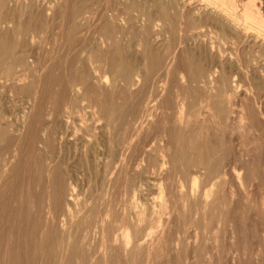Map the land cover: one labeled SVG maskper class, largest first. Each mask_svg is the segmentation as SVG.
Masks as SVG:
<instances>
[{"label":"rangeland","instance_id":"374dc122","mask_svg":"<svg viewBox=\"0 0 264 264\" xmlns=\"http://www.w3.org/2000/svg\"><path fill=\"white\" fill-rule=\"evenodd\" d=\"M103 1L105 0H19V1L8 0L7 2L8 6H10L7 16L11 17L12 22L0 28V33H2L0 35H4L3 32L9 31L16 24V22L23 21L22 25L25 26L27 25V32L25 33V36L23 38L22 37L20 38L21 46L20 45L16 46L15 54L17 53L19 54L20 52H23L24 55L26 56L28 60V64L30 65L29 72L33 76L32 82L34 80V84L31 83V85H29L28 88H21L20 91L19 83H21L22 81L19 82L16 81L17 82L16 83L15 81L13 82L12 79L11 78L9 79L8 77L4 79L0 78V128L4 129L3 131L4 133L2 132V134L0 135L1 136L0 137V176L3 174L0 177L2 179V180L0 179V235H1L0 264H15L16 262L18 264H24V263L36 264L34 263L35 261L33 258L36 255L29 254L30 253L29 246L31 243L35 244L38 248L41 247V251L39 252V255H37L39 256L37 258V264H55L54 257L52 256L48 257L46 255V253L49 252V249H51L50 247H53V243H54V241L52 242V237L51 236L49 237L47 227H44L43 222L37 228H34L31 225V219L33 213L36 211L37 208H39V206H41L40 208L42 209L46 208V206H48V200L44 201L45 203L40 204L33 202V200L29 202V200L26 199L27 192L36 193L41 188V185L38 184V182L36 183L38 177L40 178L42 176L41 177L42 180H47L50 177L51 172L49 173V171L50 168L52 167L51 165L53 164V161L60 162L63 172H68V175L66 177L67 180L66 185L68 183V187L70 186L69 188H71V190L74 189L73 190L74 195L76 194L75 197L78 200L77 203L79 204V206L82 205L87 208L89 206H97V212H99V214L101 213L103 216L102 212L104 211L105 207L107 205L109 206L112 205L110 213L112 214L113 217L114 216L117 217L120 214V209L122 207L123 208L126 207V209H128V205L130 206V203H128L129 200L128 196L123 191L122 185H120V180L122 178V175H120L121 177L117 178L118 180L117 185L113 184V182L107 183L108 176L104 175V170L106 168L109 159L106 144L110 138L108 136L110 128L104 122L105 120L99 117L95 108L88 106L87 99L84 98L83 100H81L80 102L81 105L76 112L75 111L72 112L67 117L65 116L59 117V119H57V121L53 124L50 123V120L48 122V119H50L51 109L54 108L55 106L54 103L57 101V97H56L57 95L55 92L56 84L50 82L46 72L48 70L47 67L49 63H53V70L51 77L55 75L56 76L65 75L68 74L70 70L72 71V69L75 68V65L77 63L76 59L78 57L82 61L85 60L86 63H91L92 61H94L95 59L94 57H98L101 60V58H103L107 54L109 55L114 51H118L122 61L131 63L134 68L140 65L141 63L144 64L149 62L150 60L148 58L150 57V59L152 60L154 55H157V53L158 56L160 55L159 56L160 58L162 57L161 58L162 61L165 55L167 54V51L172 49L170 47H172L171 45H173L174 41H176L175 38L177 39L178 36L177 30L179 27L178 24L182 25V22L184 21L187 22L185 19H189V18L180 17V14L182 12L181 11L182 0H176V1L175 0H133V1L117 0V3L119 5V8L117 10H119V12L116 14L115 18L114 16L110 15L111 12L108 13L109 15L99 13L100 9L104 5L110 3ZM187 1H190V5L193 7L196 6L197 4L199 6L202 3L201 0H186L184 2ZM131 2L135 4V7L142 6L145 9L146 14H149L150 16L152 15L151 19L149 20V22H151L150 25L151 26L153 25L152 27L148 25L147 23L148 19L144 15L138 13V11L124 10L125 6ZM174 2L175 4H173ZM245 2L246 0L245 1L235 0V3L238 4L237 8H240L239 6ZM159 4L168 7V16L166 19V21H168L167 23H164L162 20H157L158 19L157 17L155 19L156 9ZM101 5L102 7H99ZM77 6H79L82 10L87 11L86 15H89V13H91V15L88 18L87 22L76 23V26L73 28L71 24H74V22H72V20L70 19V12L74 7ZM13 8L16 9L18 8V9L17 11H13L12 10ZM47 8H51L50 11H48ZM97 8H99V10ZM52 9L54 13H52L53 12ZM169 9H171V11ZM95 10L96 13L98 14L95 13ZM93 11L95 14H93ZM151 12L154 14H152ZM170 13L172 16L170 15ZM143 19L147 22H145ZM171 20H173L172 26L174 29L171 26ZM176 20L178 23L174 24ZM105 22H109L108 24H110L108 25L109 27L107 26V33L110 35L111 39L107 43H99L98 33L100 32V30L102 31V26L105 24ZM157 24L158 27L155 26ZM165 25L168 26L165 29H163ZM174 26L175 27L178 26V27L175 28ZM149 27L152 30H150ZM209 29L210 31H213L212 28ZM164 30H167V32H169L168 35L167 32ZM152 31H153V36H152ZM170 31L172 32V34ZM115 33L117 36H114ZM147 33L149 37L148 35H146ZM154 34L157 35L155 36ZM164 35H166V37ZM146 36L148 37V39L145 38ZM171 36L175 38H172ZM142 39L143 41L144 39H147L148 42H146L147 40H145L144 41L146 42L145 44L143 41H141ZM195 39L184 38L182 40L184 44L181 42L180 44H178L179 46L176 45L173 48V50H175L176 61L179 63L180 60H181L180 62H185L187 61L186 59H188V61L194 60L195 62H197V60L199 61V59L208 60L207 55H209V59L212 58L213 55H215L214 53L217 54V51H219V53H222L221 55L224 56L222 58L226 59L225 61L224 59H222L225 70L230 68V70L229 71L227 70V72L235 73V75L237 74L236 76H238V78L236 77L235 78L236 80L240 81V83L238 81L239 88H241L242 90L241 92H245L246 100L245 99H244L245 101L242 100V102L244 101L242 103L244 105L243 118L245 120L247 117L248 118L247 121H244V119L242 118L241 122L246 125L250 124L251 129L249 130V132H243L244 134L240 133L241 135L239 134V131H235V130L233 131V134L230 133L228 129V125L226 126L227 127L226 130L221 129V127L225 126V124L227 123L229 124L231 122V118L235 114H230L231 117L227 119V123L225 124L223 123L222 125H216L215 123L209 121L210 115H207L205 111L208 110L212 114L213 109L211 110L204 108V104L200 103L202 101L201 96L203 97V95L205 94L204 88L200 86L202 85L201 82H198L193 86L190 85L191 86V87L189 86L190 88L183 89L182 91L184 93L183 96L186 98V103H187L184 111V116H186L185 119H189V121L186 123L187 125L186 124L180 125L175 121V117L173 115L174 112L173 101L169 102L170 106L168 107V109H166L167 111L165 110L166 111L165 113H161L162 109L160 108L159 105L154 104L155 105L154 107V105L152 106L153 102H149L150 103L149 104L150 107H148L149 112L147 115H144L143 118L141 117L143 120L144 119L145 120L140 123L136 122V119H139L138 116L132 118L129 115H125L123 117L124 119L122 122L123 124L122 123L118 124L119 125L118 128L117 126L113 127L114 130L117 132V134L119 133L117 135V138L123 139V143L119 144L118 148H116L117 156L123 158L131 157V159L132 157L134 158V156L138 157L136 159V164H138L137 172H135L136 177L143 180L144 182H151V183H147V185L144 186L147 191L144 190L145 195H142L140 197V199L142 198V200L139 199L140 201L145 202V203L141 202L142 206H147V211L151 213V214L149 213L148 220L144 223V225L140 226V229L141 231L143 230L142 232L144 234V236L143 234H141L142 235L141 237L142 240H145L148 237L145 233L151 232L154 229L153 222L159 220V222L164 223L165 222L164 220L167 217V214L165 213L158 214L156 211H152V209L158 210L157 203H159L160 201V198L157 195L158 185L163 183L166 186V190H168V192H170L171 194L169 197L172 198L170 199L169 203L171 205L173 204V206L175 205L174 207L179 209L178 197L180 194L178 190H180V188L176 184V181L177 179L180 180L182 184L181 186L182 192L190 191L191 185L189 183L188 174L191 173V175H194L196 179V183L192 188L195 194L196 193L200 194L202 191L206 190L207 188L211 190L214 189V191H216L218 194L216 192L213 193L214 199L212 198L210 199L211 201L212 200L213 201L211 202V204L209 203L207 206H205V210L207 211H205L204 207L202 206L201 211L203 213L200 215V217H198V220L201 219V217H204V219L202 218L200 220L202 223L198 221L199 224L198 230L200 233V240L198 242V247L196 248L195 247L193 248L191 246L189 247L188 244L192 240V229L191 228L186 229L184 234V236L187 238L188 241L185 244L187 245L185 247L187 251V252L185 251L186 258L182 260L180 264H206L205 261H207V257L209 253L210 254L213 253L212 255L218 257V259L214 264H231V259L233 254H235L238 257L237 264H264V131H263L264 116L263 114L258 112L259 108L261 109V107H263L262 112L264 111V102L262 101V104L260 105V103L256 101H252L253 100L251 96L252 92H250L247 89L248 87L254 86L259 83H260L259 85H262L264 74H261L263 73V71L260 72L259 70L253 71L252 69L247 73H243V72L241 73L242 70L239 68V66L243 65L242 63L245 62L246 59L249 56H251L253 52V49L250 48L251 47L250 43H248L249 45L248 44L246 45V43H244V44H238L236 46L231 43L233 45L232 46L229 41L228 42L226 40L224 41V39L221 38L219 35H217L215 32L208 33L207 35L203 36V38L199 37L196 40ZM152 40H154L155 42H152ZM144 46H146V48ZM217 46L220 48H218ZM244 46H246V48ZM147 48L149 49L147 50ZM141 49L143 52L140 51ZM204 49L206 50L203 51ZM235 50H238L236 51L237 54L235 53ZM160 53H162L163 56ZM229 54H231V57H229L230 56ZM89 55L91 58L89 57ZM142 58H143V62L141 60ZM216 58L217 56L214 57V60ZM234 59L235 61H233ZM235 67L238 68L240 72L238 71V69L236 70ZM235 70L236 72H233ZM18 71L22 72L23 68L21 67L19 68V66H15L13 68V73L17 74L19 73ZM95 74L98 75L99 73L96 71ZM103 74L105 76L106 82L98 86H100L103 93L105 92L108 93L112 88L109 77L110 75L108 74V72H105ZM44 77L46 78V83L42 87L41 80ZM246 77H248L249 82L248 79H246ZM172 79L173 81H171ZM35 80L37 82H35ZM250 81L252 82L250 83ZM170 82H171V86L170 84H168L169 90L171 94H174L175 91L176 92L178 91V88L181 86L182 83L179 82L177 73L174 72L172 74V76L169 78L168 83ZM38 83L40 84V86ZM120 84H118L116 89H114L115 101L120 106H123V108L130 107L129 105L132 106L134 102H137L136 101L137 94H135V92L137 90V87L139 86V83L136 84L137 86L135 84L131 86L132 87V88L130 87L131 90L130 89L124 90L126 91V93H124V91H122L121 89L123 87L122 82H120ZM118 88L121 90V92ZM243 88L247 90L244 91ZM32 89H34L35 91ZM247 91H249L250 93ZM27 92H29V95H27L28 94ZM54 95L55 97H53ZM28 96L30 97L32 96L33 98L29 99ZM249 100L253 104L248 102ZM39 102L42 105H40ZM250 108H252L253 111L252 109L250 110ZM47 110L49 116L47 115L46 112ZM41 112L43 113V115ZM186 113L187 115H185ZM158 115H159L158 119L160 121H158L157 119ZM257 115L260 118H258ZM36 116L37 117L39 116L38 120L40 122L37 120ZM212 116L214 117V114ZM164 117H166L168 120L166 124L167 126H165L164 129H168L170 127L168 129L170 131L169 132L170 134L168 133L165 134L161 132L163 130L161 127L162 124L160 122L164 119ZM255 117H257L256 119L258 121L255 119ZM62 118L64 119L65 122L63 121ZM200 119L203 120L205 119V120L203 121ZM249 120L251 122H249ZM255 120L259 122V124ZM58 121L60 124L58 123ZM198 121L200 122V125L199 123H196ZM201 124H203V126H201ZM35 125L37 126V129H39L38 131ZM49 125L55 127L51 128L49 127ZM145 125L146 126L148 125L150 127H148L145 130L144 129ZM257 125L259 127L256 128ZM158 126H160L161 129ZM203 127H206L205 129L206 132H204ZM201 128L203 129L201 130ZM51 129H53V131H51ZM219 130L220 132H218ZM49 131H50V135L47 134L49 133ZM197 131L199 132L197 133ZM209 131L211 132V134ZM226 131L228 132L226 133ZM121 132L123 133V135H121ZM202 133H204L205 135L203 134L204 136L202 135L201 137L200 134ZM184 134L186 135L184 136ZM195 134L196 135L199 134L200 136L198 135L199 136L198 137ZM167 135H171V136L168 137ZM47 136L48 137L50 136L51 138L49 137L48 139ZM45 137L48 145L44 144ZM170 137L173 141L170 139ZM126 139L127 140L129 139L131 142L126 141ZM227 141L228 142L231 141V142L228 143ZM14 142L17 143L15 144ZM131 143H133V146H131ZM166 143L167 145L170 144L169 145L170 149L168 151L170 152V154H172V157L175 160L174 164L176 170L173 171L171 170L169 172H165L164 170L160 172V170H158L159 171L158 172L150 168L148 169L147 160L146 159L140 160V157L136 156L138 154L137 150L140 148L139 145L141 144L140 146H144L145 149L151 148L149 149V151L151 150L150 151L151 157L149 156L150 161L152 158H154V156L157 159L161 158V156H156L158 154L157 148L162 147L163 144L166 145ZM243 143H245L246 145ZM32 144L33 146H31ZM85 144L87 145V148L83 147V145ZM216 144H218V146ZM122 146H126V147H122ZM131 147H133V149ZM246 148H248V150H246ZM154 150L156 151L154 152ZM240 151H244L248 153L249 156L247 158L248 160L244 161L241 159L240 155L238 154ZM119 152L122 154L120 155ZM195 152H199L200 154H202L203 164L200 167L196 166V164L195 165L189 164V166L187 167V171L185 172L187 176L183 179L184 172L182 171V167L186 161H191L195 159L196 156ZM219 152H224V154L221 153V155H219ZM213 159H219V169H218V174H216L218 176L217 178L211 179L209 181L204 177V175L206 174L203 173L205 171L201 167H206L210 163L209 160H211L212 162ZM245 164H248V167ZM240 166L241 167L245 166V167L241 168ZM12 168L15 169V172L14 171L12 172ZM249 168H251L252 170L251 173L252 175L249 174L250 176L247 174L248 173L247 170ZM6 172L8 175H6ZM47 176L48 178H46ZM29 179L33 180L32 184L30 185H28ZM3 180L5 182H3ZM214 180H220L221 184L218 183L216 186L211 185ZM102 185L103 187L101 188ZM149 188L151 189L149 190ZM28 189L32 191H29ZM162 198L165 199L164 196H162ZM154 202L156 203V206L154 205L155 204ZM168 208L169 207L167 206L165 210L166 212L168 211ZM190 208L192 209V206ZM9 209H11L10 213L8 212ZM19 211L23 215L20 214ZM25 211L28 214V217L26 216ZM91 211L92 213H94V208H92ZM179 217L180 219L177 218V221L172 219L173 225L170 223L172 229L170 228L171 226L166 227V231H168L170 228L169 233L171 238L176 235L175 231L181 228L182 214ZM185 217L192 219V216L185 215ZM83 218L85 219L86 217ZM178 219L181 221H179ZM110 227H112L113 229H117L118 225L111 224ZM231 231H233V236L231 234ZM215 244L217 245L216 249H214ZM165 246H166L165 249L166 253H164L165 250L163 249V252L160 254V258L157 257L158 259H156L155 264H164L163 261L165 259H166V262L164 261L165 264L175 263L174 261L169 260L170 256L171 259H175V253L170 252L172 251L170 250L172 249V247L169 246V244H166ZM173 254L174 256H172ZM16 256L18 260L16 259ZM29 257H31L30 258L31 260L29 259ZM142 262L139 263L137 259L133 260L134 264H143L144 262L143 263ZM153 263L154 262H151V264Z\"/></svg>","mask_w":264,"mask_h":264},{"label":"bare ground","instance_id":"6f19581e","mask_svg":"<svg viewBox=\"0 0 264 264\" xmlns=\"http://www.w3.org/2000/svg\"><path fill=\"white\" fill-rule=\"evenodd\" d=\"M15 1H19V0H15ZM105 1L110 2V3L107 5L102 4V5H104L103 7H102V5L99 6V7H102L100 9L99 13L109 15L108 13L111 12L110 15L114 16V18H115L116 14L119 12V10H117L119 8L117 0H109V1L105 0ZM105 1H103V2H105ZM184 1H186V0H182V4L180 2V4L182 5V7H181L182 12L180 14V17H186L189 19H185L187 22H185V21L182 22V25L178 24L179 27L176 26V27H178V30H177L178 33L176 32L178 34L177 39L175 37L171 36L172 38H175L176 41H174L173 45L170 44L172 46L170 48H172V49L168 50L169 52L167 51V54L165 55V57L162 60L163 62L161 61L162 57L160 58L159 57L160 55L158 56V53H157V55H154L152 60L150 59V57L148 58L150 60L149 62L144 63V64L141 63L140 65H138L134 68L131 63L122 61V59L119 55V52L113 50L114 52L110 53L109 55L107 54L106 56L101 58V60L98 57H94L95 59L91 63H86V61L84 60L85 58L83 59L84 61H82L78 57L76 59L77 63L75 65V68L72 69V71L70 70V72H68V74H65V75H60V76L55 75L53 77H51L52 76V70H53V63L48 64V67H47L48 70L46 72H47V75L49 77L50 82L56 84L55 92L57 95L56 96L57 101L56 102L54 101L55 102L54 108L53 109L49 108V109H51V112H50V119H48V122L50 120V123L53 124L57 121V119H59V117H64V116L67 117L72 112H74V111L76 112L81 105L80 104L81 100H83L84 98L87 99L88 106L95 108L99 117L103 118L105 120L104 122L106 123V125L109 126V128H110L109 133L106 132V133H108V136L110 137L109 141H107V144H106L109 159H108L106 168L104 170V175L108 176L107 177L108 178L107 183L113 182V184L117 185V183H118L117 178L121 177L120 175H122V178L120 180V185H122L123 191L128 196V199H129L128 203H130V206L128 205V209H126V207H124V208L122 207L120 209V214L119 215L117 214L118 215L117 217H115V216L113 217L112 214L110 213L112 205L111 206L107 205L105 207L104 211L102 212L103 216L101 213L99 214V212H97V206H89L88 208L85 206H82V205L79 206V204L77 203L78 200L75 197L76 194L74 195V191H73L74 189L71 190V188H69L70 186L68 187V183L66 185V181H67L66 177L68 175V172H63L60 162L53 161V164L51 165L52 167L50 168V171H49V173L51 172L50 177L48 178V176H47L46 177V178H48L47 180H42L41 179L42 176L40 178L38 177V180L36 181V183L38 182V184L41 185V188L36 193L27 192L26 193L27 194L26 199L29 200V202H31V200H33V202L40 203V204L41 203L43 204V203H45L44 201L48 200V206H46V208L42 209V208H40L41 206H39V208H37L36 211L33 213V216L31 219V225H32V227L37 228L43 222L44 227H47L49 237L50 236L52 237V242L54 241V243H53V247H50L51 249L48 248L49 247V245H48L47 248L49 249V252L46 251V252H48V253H46V255L48 257H51V256L54 257V263L55 264H107V263H109V264H134L133 260H135V259H137L139 261V263L143 261L145 264H151V262H154L153 264H155L156 259H158L157 257L160 258V254L163 252V249L164 250L166 249V246H165L166 244H169V246L172 247V249H170L172 251H170V252L175 253V259H171V256H170L169 260L174 261L175 262L174 264H180L181 261L186 258L185 247L187 245H185V244L188 241H187V238L184 236V234H185V231L187 228L192 229V240L188 244L189 247L190 246L193 248L198 247V242L200 240V233L198 230L199 229L198 228L199 227L198 221L200 223H202L200 220L202 218L204 219V217H201V219L198 220V217H200V215L203 213L201 211L202 206L204 207V210H205V206H207L209 203L211 204V202L213 200L211 201L210 199L211 198L214 199L213 193L216 191H214V189L211 190V189L207 188L206 190L202 191L200 194H197V193L195 194L194 190H192V188L194 187V185L196 183V179H195L194 175H191V173H189L188 174L189 183L191 185L190 191L182 192V190H181L182 184H181L180 180L177 179V181H176V184L180 188V190H178L179 194H180L178 197L179 209H177L174 207L175 205L173 206V204L171 205L169 203L170 199H172V198L169 197L171 194H170V192H168V190H166V186L163 183L158 185L157 195L160 198L159 203H157L158 204V210L152 209V211H156L158 214L165 213V214H167V217L165 218L164 223L159 222V220L153 222L154 229L151 232L145 233L148 237L146 239L144 238L145 240H142L141 234H143V232H142L143 230L141 231L140 226L144 225V223L148 220V216H149L150 212L147 211V206H142L141 202H143V201H140V200H142V198L140 199V197L142 195H145L144 190H146V189L144 186H146L147 183H151V182H144L143 180L136 177L135 172H137V166H138V164H136V159L138 157L134 156V158L132 157V159H131V157H129V158L124 157L123 158V157L117 156L116 148H118L119 144L123 143V139L117 138V135L119 133L117 134V132L114 130L113 127L117 126V128H118V126H119L118 124L123 122V120H124L123 117L125 115H129L132 118L135 116L136 117L138 116L139 119H136V122L137 123L143 122L145 120V119L144 120L142 119L143 116L147 115L149 112L148 111V107H150L149 102H153L152 106L154 104L159 105L160 108L162 109L161 113H165L167 111L166 109H168V107L170 106L169 105L170 101H173V103H174L173 115L175 117V121L177 123H179L180 125L186 124L189 121V119H185L186 116H184V111H185L187 103H186V98L183 96L184 93L182 91H183V89L190 88L194 84L201 82L202 85H200V86H202L204 88L205 94L202 93L204 95H203V97L201 96L202 101L200 103L204 104V108L211 109V110L213 109L212 114L208 110L205 111V113L207 115H210L209 121H211L212 123H215L216 125H222L223 123L224 124L227 123V119L229 117H231L230 114H235L231 118V122L229 124L228 123L225 124V126L221 127V129L226 130V128H227L226 126L228 125L229 132L232 134H233L234 130L239 131V134L243 133V132H249V130L251 129V127H250L251 125L249 123H248L249 125H246V124L241 122V120L243 118V112H244L243 111L244 105L242 103L246 100L245 99L246 98L245 92H241L242 90H241V88H239V84H238L239 80H236V78H238V76H236L237 74L235 75V73L227 72V70L229 71L230 68L225 70V68L223 66V60H222V59H224V58H222L224 56L221 55L222 53H219V51H217V54L214 53L215 55H213V57L210 59H209V55H207L208 60L207 59H203V60L199 59V61L197 60V62H195L194 60L188 61V59H186L187 61L180 62L181 61L180 60L178 63L176 61L175 50H173V48L176 45L179 46L178 44H180L184 38H191V39L192 38L197 39L199 37L203 38V36L207 35L208 33L215 32L217 35H219L221 38H223L224 41L225 40L227 42L229 41L230 44L232 43L235 46L238 44L246 43V45H247L248 43H250L251 44L250 48L253 49V52H252L251 56H249L247 59L245 58L246 61L242 63L243 65L239 66V68L242 70L241 73L242 72L247 73V72L251 71V69H252L253 71H257V70H259V72L263 71V73H261V74H264V0H246L245 3H243L242 5L239 6L240 8H237L238 4L235 3V0H201L202 3L199 6L197 4L194 7L190 5V1H187V2H184ZM237 1H239V0H237ZM241 1H243V0H241ZM7 2H8V0H0V28H2V26L7 25L8 23L12 22L11 17L7 16L8 10L10 9V6H8ZM173 4H175V2ZM192 4H194V3H192ZM174 6H177V5H174ZM134 7H135V4L133 2H131L125 6L124 10H136V11H138V13L144 15L148 19V22L144 20L145 18L143 20L145 22H147L148 25H150L151 22H149V20L151 19L152 15L150 16L149 14H146L145 9L142 6H137L135 8ZM171 7H169V8H171ZM17 9L13 8L12 10L17 11ZM47 9H48V11H50L51 8H47ZM97 9L99 10V8H97ZM96 10H95V13H96ZM169 10L171 11V9H169ZM52 11H53V9H52ZM136 11H135V13H136ZM178 11H180V10H178ZM260 12H262V13H260ZM52 13H54V11ZM86 13H87V11L82 10L79 6L74 7L72 9V11L70 12V19L72 20V22H74V24H71L73 28L76 26V23L88 21V18L90 17L91 13H89V15H86ZM95 13L93 11V14H95ZM154 13H155V11H154ZM154 13H152V14H154ZM96 14H98V13H96ZM128 14H129V11H128ZM170 15H171V13H170ZM167 16H168V7H166L162 4H159L157 6V9H156L155 19L157 17L158 18L157 20H162L164 23H167L168 22V21H166ZM22 22H16V24L9 31H5V32H3L4 35H0V78L4 79V78L8 77L9 79L11 78L13 82L14 81L15 82L16 81H18V82L22 81L21 83H19L20 84V86H19L20 91H21V88H28L29 85H31V83L34 84V80L32 82L33 76L29 72L30 71V69H29L30 65L28 64V60H27L26 56L24 55L23 52H20L19 54L18 53L15 54L16 46L20 45V43H21L20 38L21 37L23 38L25 36V33L27 32V25L26 26L22 25ZM172 22H173V20H171V26L173 25ZM32 23H33V21H32ZM108 23L109 22H105V24L102 26V31L100 30V32L98 33L99 43H107L111 39L110 35L107 33V26L110 25ZM177 23L178 22L176 20V22L174 24H177ZM143 25H144V23H143ZM152 26L150 25V27H152ZM155 26L158 27V24ZM167 26L165 25V27L163 29H165ZM150 27H149V29H150ZM172 28H173V26H172ZM209 28H212L213 31H210ZM150 30H152V29H150ZM157 30H158V28H157ZM153 31H154V28H153ZM153 31H152V36H153ZM164 31L167 32V30H164ZM157 32H159V31H157ZM168 33L169 32H167V35H168ZM0 34H2V33H0ZM171 34H172V32H171ZM146 35H148V33ZM160 35H162V34H160ZM114 36H117L116 33L114 34ZM164 36L166 37V35H164ZM29 37H31V36H29ZM148 37H149V35H148ZM148 37L146 36L145 38L148 39ZM147 39H144V41ZM141 41H143V39ZM143 42H142V44H143ZM146 42H148V40ZM146 42H144V43L146 44ZM152 42H155V41L152 40ZM149 43H150V41H149ZM23 45H25V44H23ZM137 45H139V44H137ZM159 46H160V43H159ZM144 47L146 48V46H144ZM221 47H222V45H221ZM244 47L246 48V46H244ZM218 48H220V47H218ZM116 49H117V47H116ZM142 49H144V48H142ZM142 49L140 51H142ZM148 49L149 48H147V50ZM205 50L206 49H204L203 51H205ZM96 51H98V50H96ZM236 51H238V50H235V53L237 54ZM90 52H92V51H90ZM160 54H162V53H160ZM205 55H206V53H205ZM229 55H230L229 57H231V54H229ZM162 56H163V54H162ZM216 56H217V58L214 60V57H216ZM89 57H90V55H89ZM92 57H93V55H92ZM234 57H235V55H234ZM245 57H246V55H245ZM143 58L141 59L142 62H143ZM164 59H165V62H164ZM225 60L226 59H224V61ZM240 60H243V59H240ZM38 61H40V60H38ZM233 61H235V59ZM227 63H228V61H227ZM15 66H19V68L20 67L23 68V71L22 72L18 71L19 73H17V74L13 73V68ZM237 69L238 68H236V70ZM42 70H43V68H42ZM236 70L233 72H236ZM96 71L99 73L98 75L95 74ZM238 71L240 72L239 69H238ZM48 72H49V74H48ZM105 72H108V74L110 75L109 77H110L111 87H112L108 93H106V92L103 93L100 86H98V85H102L104 82H106L105 76L103 74ZM174 72L177 73L178 80H179V82H182V83H181V86L178 88V91L177 92L175 91L174 94H171L170 90H169V85H168V84H170V86H171V82L168 83V81ZM248 76H249V73H248ZM243 78H244V76H243ZM25 79H26V81H25ZM246 79H248V77H246ZM171 81H173V79ZM183 81H184V83H183ZM35 82H37V81L35 80ZM120 82H122V85H123V87L121 88L122 91L128 90V89L131 90V88H132L131 86L139 83V86L137 87V90L135 92V94H137V97H136L137 102H134V104L132 106L129 105L130 107L123 108V106H120L115 101V97H114V95H115L114 91L115 90L114 89H116V87L118 86V84H120ZM248 82H249V79H248ZM251 82L252 81H250V83ZM45 83H46V78L44 77L41 80L42 87L45 85ZM239 83H240V81H239ZM250 83H248V84H250ZM259 84L248 87L247 89L250 92H252V94H253V95L251 94L252 99H253L252 101H256V102L260 103V105H261L262 101L264 102V78L262 81V85H259ZM35 85H37V84H35ZM39 86H40V84H39ZM35 87H37V86H35ZM34 89H32V90H34ZM247 89L243 88L244 91ZM47 90H48V88H47ZM174 90H175V88H174ZM41 91H43V90H41ZM249 91H247V92H249ZM120 92H121V90H120ZM27 93H28L27 95H29V92H27ZM124 93H126V91H124ZM28 97H29V99L33 98L32 96L31 97L28 96ZM53 97H55V95ZM242 100H244V101L242 102ZM248 102H250V100ZM250 103L253 104L252 102H250ZM35 104H34V106H35ZM40 105H42V104L40 103ZM154 107H155V105H154ZM210 107H212V108H210ZM250 107H251V105H250ZM156 108H157V106H156ZM248 108H247V111H248ZM262 108L263 107H261V109L259 108L260 111L258 110V112H260L264 116V111L262 112V110H263ZM39 109H40V107H39ZM251 109L252 108H250V110ZM41 110H42V108H41ZM252 111H253V109H252ZM42 112H43V110H42ZM46 112L48 115L49 114L48 110ZM247 113H249V112H247ZM247 113H244V114H247ZM254 113H255V111H254ZM213 114H214V117L212 116ZM42 115H43V113H42ZM185 115H187V113ZM38 117H37V120H38ZM257 117H258V115H257ZM257 117H255V119ZM158 118H159V115H158L157 119ZM205 118H206V116H205ZM247 118H246V120L243 118L244 121H247ZM250 118H251V116H250ZM258 118H260V117H258ZM157 119H156V121H157ZM200 120H203V119H200ZM63 121H64V119H63ZM158 121H160V120L158 119ZM146 122H147V120H146ZM167 122H168L167 118L164 117V119L160 122L162 124L161 127H162L163 131H161V130H158V131H161L165 134H167V133L170 134L169 133L170 131L168 130L170 127L169 128L167 127L168 129H164L165 126H167L166 125ZM249 122H251V121L249 120ZM50 123H48V124H50ZM58 123H59V121H58ZM196 123H199V125H200L199 121ZM257 123L259 124V122H257ZM261 124H263V123H261ZM38 125H41V124H38ZM208 125H210V124H208ZM234 125H235V127H234ZM255 125H256V123H255ZM201 126H203V124H201ZM49 127L52 128L55 126L49 125ZM148 127H150V126L145 125L144 129L146 130ZM158 127L161 129L160 126H158ZM257 127H259V126L257 125L256 128ZM203 128H201V130L203 129L204 132H206L205 131L206 127H203ZM216 128H214V129H216ZM36 129H37V126H36ZM38 130L39 129H37V131ZM209 130H210V128H209ZM3 131H4V129L0 128V135L2 134ZM51 131H53V129H51ZM148 131H149V129H148ZM198 132L199 131H197V133ZM218 132H220V130ZM227 132L228 131H226V133ZM42 133H43V130H42ZM176 133H177V131H176ZM47 134L50 135V131ZM165 134H162V135H165ZM175 134H174V136H175ZM203 134L204 133L200 134L201 137ZM210 134H211V132H210ZM121 135H123L122 132H121ZM185 135L186 134H184V136ZM198 135H196V136H198ZM167 136L169 137L171 135H167ZM49 137L47 136L48 139H49ZM206 137H208V136H206ZM42 139H41V141H42ZM170 139H171V137H170ZM170 139H168V140H170ZM44 140H43L44 144L46 145L47 144L46 137ZM126 141H130V140L126 139ZM231 141H229V142L227 141V142L230 143ZM17 142H20V141H17ZM164 142H165V140H164ZM211 142H210V145H211ZM167 143H166V145L163 144L162 147L157 148L158 154L156 156H161V158L157 159L154 156V158H152L150 161L149 156L151 157V155H150L151 150L149 151V149H151V148L145 149L144 146H140L141 144L139 145L140 148L137 150L138 154L136 153L137 155L136 154L135 155L139 156L140 160H144V159L147 160V163H148L147 168L148 169L150 168V169L155 170V171L160 170V172L162 170H164L165 172H169L171 170L172 171L176 170V167L174 164L175 160L172 157V154H170V152L168 151L170 149V147H169L170 144L167 145ZM172 144H173V142H172ZM175 144H176V142H175ZM243 144H245V143H243ZM243 144H241V145H243ZM216 145L218 146V144H216ZM31 146H33V144ZM126 146H122V147H126ZM131 146H133V143H131ZM212 146H214V145H212ZM247 146H249V145H247ZM83 147L87 148V145L85 144V145H83ZM145 147H146V145H145ZM15 148H16V146H15ZM91 148H92V146H91ZM131 148L133 149V147H131ZM11 149H12V147H11ZM246 150H248V148H246ZM155 151L156 150H154V152ZM236 151H237V148H236ZM195 153H196L195 159H193L191 161H186L182 167V171L184 172L183 179L187 176L185 172L187 171V167L189 166V164L190 165L196 164V166H198V167H200L203 164L202 154H200L199 152H195ZM221 153L224 154V152H219V155H221ZM242 153H244V154H242ZM121 154L122 153H120V155ZM152 154H153V152H152ZM238 154L240 155L242 160H244V161L248 160L247 158L249 156H248L247 152L240 151ZM249 154H251V153H249ZM235 155H236V152H235ZM235 155H233V156H235ZM209 161H210V163L206 167H201V168L204 169V171H205V172H203L204 174H206V175H204V177L210 181L211 179L217 178V176H218L216 174H218L219 159H213L212 162H211V160H209ZM167 164H168V166H167ZM245 165H247V167H248V164H245ZM11 167H12V165H11ZM145 167H146V165H145ZM244 167L245 166H242L241 168H244ZM16 170H17V168H16ZM13 171L15 172V169L12 168V172ZM247 172H248L247 173L248 175L249 174L252 175L251 174L252 173L251 168H249L247 170ZM6 175H8L7 172H6ZM249 178H251V177H249ZM252 178H253V176H252ZM32 181L33 180L29 179L28 185L32 184ZM3 182H5V181L3 180ZM218 183L221 184L220 180H214L211 185L216 186ZM2 185H4V184H2ZM102 187H103V185L101 186V188ZM150 189L151 188H149V190ZM29 191H32V190H29ZM101 194H103V193H101ZM149 194H150V192H149ZM162 196H164L165 199H163ZM107 198H108V196H107ZM219 202H221V201H219ZM143 203H145V202H143ZM108 204H109V202H108ZM213 204H214V202H213ZM154 205L156 206V203ZM167 206L169 208H168V211L166 212L165 210H166ZM191 206H192V209L190 208ZM151 207H154V206H151ZM29 208H30V206H29ZM92 208H94V213H92V211H91ZM148 209H149V207H148ZM10 210L11 209H9V211H8L9 213L11 212ZM20 211H19V213H20ZM26 211H27V209H26ZM26 211H25V213H26ZM205 211H207V210H205ZM205 211H204V213H205ZM20 214H22V213H20ZM181 214L183 217V218L181 217V219H182L181 228L176 230L175 231L176 235L171 238L169 230H170V228L172 229V226H171L172 219L177 221V218L180 219L179 216ZM185 215L186 216H192V219L185 217ZM26 216L28 217L27 213H26ZM83 217H86V218L84 219ZM22 218H23V216H22ZM179 221H181V220H179ZM7 223H8V221H7ZM111 224L118 225V228L113 229L112 227H110ZM4 225H6V224H4ZM166 227H170L168 231H166ZM2 228H5V227H2ZM231 234L233 236V231H231ZM18 235H19V233H18ZM25 235H26V233H25ZM143 236H144V234H143ZM0 237H1V235H0ZM216 248H217V245L215 244L214 249H216ZM48 249H46V250H48ZM29 251H30L29 254L36 255L33 258L35 261L34 263L37 264V258L39 257L37 255H39V252L41 251V247L38 248L35 244L31 243L29 246ZM216 252H218V251H216ZM164 253H166V250ZM26 254H27V252H26ZM212 254L213 253H211V254L209 253V255L207 257V261H205L206 264H214L216 262V260L218 259V257H216ZM216 255H218V254H216ZM22 256H24V255H22ZM172 256H174V254ZM30 258L31 257H29V259ZM161 258H163V257H161ZM16 259H17V256H16ZM164 261L166 262V259ZM164 261H163V263L165 264ZM237 263H238V257L235 254H233L232 259H231V264H237Z\"/></svg>","mask_w":264,"mask_h":264}]
</instances>
